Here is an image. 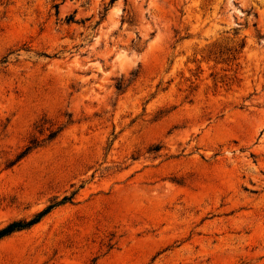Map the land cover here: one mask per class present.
<instances>
[{
    "label": "rangeland",
    "instance_id": "1",
    "mask_svg": "<svg viewBox=\"0 0 264 264\" xmlns=\"http://www.w3.org/2000/svg\"><path fill=\"white\" fill-rule=\"evenodd\" d=\"M50 204L0 264H264V0H0V230Z\"/></svg>",
    "mask_w": 264,
    "mask_h": 264
},
{
    "label": "trees",
    "instance_id": "2",
    "mask_svg": "<svg viewBox=\"0 0 264 264\" xmlns=\"http://www.w3.org/2000/svg\"><path fill=\"white\" fill-rule=\"evenodd\" d=\"M63 200H66L64 198ZM56 204H50L46 208H44L42 211H40L34 218L27 222H13L4 227L3 229L0 230V239L10 233H12L15 230L23 229L26 227H29L33 225L34 223L38 222L44 215H46L48 212L51 211V209L55 206Z\"/></svg>",
    "mask_w": 264,
    "mask_h": 264
}]
</instances>
